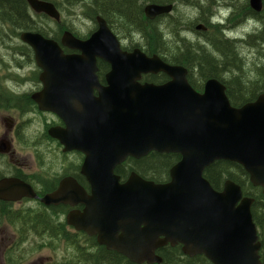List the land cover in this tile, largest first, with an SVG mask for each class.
I'll list each match as a JSON object with an SVG mask.
<instances>
[{"label":"water","instance_id":"water-1","mask_svg":"<svg viewBox=\"0 0 264 264\" xmlns=\"http://www.w3.org/2000/svg\"><path fill=\"white\" fill-rule=\"evenodd\" d=\"M25 1L34 13L60 21L51 3ZM249 5L254 12L262 10V0ZM171 9L148 6L145 15L153 19ZM96 21L97 30L86 40L64 34L61 45L78 52L73 55L62 54L57 42L40 34L20 36L42 70L40 108L66 125L51 135L65 151L84 154L82 174L91 186L87 196L75 182L63 183L40 203L81 205L82 212L67 215V225L133 264H160L155 251L166 245H180L185 256L203 255L211 264H260L253 200L230 181L215 191L203 172L216 161L238 164L264 196V95L235 109L216 80L207 81L198 94L184 68L139 50L122 51L105 22ZM98 60L109 66L106 87L98 82ZM158 73L170 80L159 86L139 83L143 75ZM152 152L180 156L169 182L155 184L134 173L119 182L117 166ZM22 198L36 195L23 183L0 181V200Z\"/></svg>","mask_w":264,"mask_h":264},{"label":"trees","instance_id":"trees-1","mask_svg":"<svg viewBox=\"0 0 264 264\" xmlns=\"http://www.w3.org/2000/svg\"><path fill=\"white\" fill-rule=\"evenodd\" d=\"M42 1L56 4L55 0ZM182 1L166 0L163 3L177 5ZM203 1L207 4L199 6V9L204 16L210 15L216 5L215 1ZM67 2V5H58L57 8L70 12L72 8L81 6V9L87 11L88 18L93 23L96 17H100L107 22L114 33L115 25L118 24L121 31L131 32V35L137 36L135 39L142 43L147 56L156 55L167 64L184 67L188 72L187 78L195 89H201L202 83L206 80L216 79L226 87V96L232 106L246 104L259 95H264V10L257 14L247 5L241 10L234 8L225 22L235 25L240 22V19H244L245 15H250L257 19L256 22L260 27L253 34L240 37L236 35L228 39L222 33L221 26H212L208 18L203 15H197L192 21L185 20L183 16H180L178 20H174L172 15L166 16L159 23V29L158 24L153 25L143 13L145 5L158 4V0H67ZM23 4L20 0L15 3L0 0L1 27L8 31L35 32L44 38L58 42L57 32L50 35L36 24L37 19L41 18L43 19V21L40 19L41 24L43 28H46L50 20L43 15H35L36 19H32L28 6L25 11ZM175 10L174 6L173 11ZM197 24H203L208 32L197 34L195 32ZM235 27L236 25L230 28L233 30ZM73 34L79 39H86L89 36H80L76 32ZM239 51L247 53L244 55L248 57L249 65L245 64L247 61L240 57ZM252 58L255 60L253 61ZM107 68L106 64L98 62V78H103ZM245 68L249 69L248 73L245 72ZM144 80L153 84L162 83L166 80V76L148 75L144 77ZM178 160L177 155L150 153L138 161L129 159L126 168L127 172L132 171L144 179L149 178L148 180L155 183H162L168 179L169 169ZM204 178L216 191H220L224 182L229 180L240 186L245 197L253 199L251 214L258 228L261 244L260 263L264 264V196L261 189L251 186L248 175L240 166L226 161H217L206 168ZM5 209L0 206V214L5 213V216ZM61 212L57 208L38 204L37 207H28L20 212L7 213L10 224L16 229L17 240L15 246L6 253V264L22 263L24 256L20 250L23 244L29 243L28 239H32V244H29L25 251L26 255L44 249L56 253L60 251L61 258L53 264H131L124 257L98 246L95 238L73 232L59 218ZM158 254L162 258L161 264H210L202 256L193 258L184 256L180 246L174 248L167 246L159 250Z\"/></svg>","mask_w":264,"mask_h":264},{"label":"flooded vegetation","instance_id":"flooded-vegetation-1","mask_svg":"<svg viewBox=\"0 0 264 264\" xmlns=\"http://www.w3.org/2000/svg\"><path fill=\"white\" fill-rule=\"evenodd\" d=\"M7 1L9 3H15L19 0ZM20 1L24 3L23 5H25L24 7L27 9L25 0ZM165 1L166 0H159L158 4L150 5L168 6L163 3ZM233 1L229 0L231 5ZM243 2L242 6H238L239 8L242 9L246 5L249 7L248 0H243ZM55 3L54 5L56 8L58 5L68 4L67 0H55ZM170 6H172L173 13L175 4ZM57 9L59 13L63 12L59 8ZM144 9L143 13L145 14ZM28 11L30 17L36 19V16L29 8ZM168 15L146 19L156 26ZM251 17L250 15L244 16L243 21H245V24L251 20L256 22L257 19L255 17L251 19ZM40 19H37L38 22H36L39 26H41ZM209 20L208 18V21ZM54 23L59 38L58 44H60V40L64 33L69 32L74 35L73 31L65 25L63 19L62 21L60 20V22L54 21ZM209 23L212 26H221L222 33L227 37L229 24L226 25V22L221 21H210ZM256 23L259 24L258 22ZM115 26V28H118L115 29V33L109 26L108 27L115 35L122 51L132 53L135 50H139L141 53L145 54L142 43L135 39V37L131 35V32L121 31V27L118 26V24ZM96 27L95 22L93 23V28L90 29L86 35L90 36V34L96 30ZM259 27L260 25L258 28ZM158 28L160 29V27ZM195 32L198 34L207 33L208 31ZM23 33L27 32L19 30L8 31L3 29L0 25V181L14 180L23 183L29 186L37 197L36 199L23 198L17 202H5L0 200V206L6 208V215L4 216L5 213L2 212L0 214V229H5L10 224L7 213H16L23 211L27 207H37L38 204L42 205L39 200L46 195L58 192L63 183L75 182L87 196H90L91 193V186L87 178L82 174L84 154L75 150L65 151V147L60 141L51 135V133L56 130L57 132L65 131L66 125L55 113L43 111L40 108L39 101L42 100L44 90L43 81L41 79L42 70L35 63L32 49L22 43L20 36ZM61 50L64 55L78 54V52L68 50L62 46ZM108 71L109 67L104 73L103 78H98L101 87L107 86L105 75ZM168 81L169 80L166 78L164 82L154 83V85H162ZM140 83H146L143 77ZM204 83L205 82L202 83L203 86ZM194 90L198 93H202L203 91V89L195 88ZM93 94L97 96L98 92L94 91ZM256 98L248 103L254 102ZM241 106L240 104H236V106L233 107L238 108ZM129 159L138 161L134 158H127L114 169V174L119 177L120 183H124L130 174L134 173L132 171L127 172L126 164ZM65 196L73 197V195L69 194ZM53 208L62 211L59 218L64 222L69 213L82 212L83 210L81 205L73 207L68 204H60ZM69 228L73 230L72 227ZM164 248L165 247L158 249L157 254L159 250Z\"/></svg>","mask_w":264,"mask_h":264},{"label":"rangeland","instance_id":"rangeland-1","mask_svg":"<svg viewBox=\"0 0 264 264\" xmlns=\"http://www.w3.org/2000/svg\"><path fill=\"white\" fill-rule=\"evenodd\" d=\"M184 1V0H183ZM179 2L177 5L175 4L176 10L172 13V16H174V20H178L180 16H183L185 20H191L196 17L197 15H203L201 13V9H199V6L206 5L207 2L203 0H187L186 2ZM215 1V7L211 10L210 15H203L205 18H209V22H215L220 20L221 22H225L226 19H228L231 15L232 10L238 6L243 5V0H232L233 4L229 2V0H213ZM190 2V3H189ZM194 2V3H193ZM181 3V4H180ZM188 4V5H187ZM187 5V6H186ZM234 6V7H233ZM233 7V8H232ZM82 7H74L68 12L66 9H63V12H60L61 18L65 22V25L68 26L73 32H76L80 35H86L87 32H89L90 29L93 28V22L88 18L87 11L81 9ZM241 9V8H239ZM168 16H171L168 15ZM43 21V19H41ZM244 19H240L236 25V27L231 30V26L229 24V28L227 29V37L228 38H233V36L238 35L240 36H245L249 34H253V32L258 28L259 24L254 22L253 20L249 21L248 23L245 24ZM160 25V24H159ZM157 25L158 27H160ZM226 25L228 23L226 22ZM238 25V26H237ZM41 27L43 30H45L48 34L54 35L55 32H57V28L55 26V23L50 21L46 28H43V25L41 24ZM118 29V28H115ZM137 37V36H135ZM195 40V38H193ZM240 57L244 60L247 61L245 64L249 65L248 57L246 58L245 55L247 53L245 51L241 52L239 51ZM245 54V55H244ZM252 55L250 56V58ZM249 58V59H250ZM254 61L255 58H252ZM250 68V66H248ZM249 69L245 68V72L248 73ZM16 233L15 231L7 226L5 229H0V264H5L4 261V251L12 245V243L15 242L16 240ZM30 240L29 243H25L22 245L20 253L23 254L24 260L21 264H53L57 262L61 258V252L58 251L53 252L51 250L44 249L42 251L36 252V253H30V254H25V251L28 249L29 244H32V239ZM27 241V240H26ZM17 249V248H16ZM15 249V250H16ZM18 256V254H16Z\"/></svg>","mask_w":264,"mask_h":264},{"label":"bare ground","instance_id":"bare-ground-1","mask_svg":"<svg viewBox=\"0 0 264 264\" xmlns=\"http://www.w3.org/2000/svg\"><path fill=\"white\" fill-rule=\"evenodd\" d=\"M57 1V0H56ZM64 1V0H63ZM159 1V0H158ZM12 2V1H11ZM83 2V1H82ZM190 3V2H189ZM18 4V3H17ZM181 4V3H180ZM70 5V4H69ZM188 5V4H187ZM186 5V6H187ZM72 7V6H71ZM68 8V7H67ZM25 10H26V8H25ZM240 16V15H239ZM25 17V16H24ZM177 28V27H176ZM260 31V30H259ZM175 33V32H174ZM195 35V34H194ZM259 42V41H258ZM208 43V42H207ZM230 46V45H229ZM258 46V45H257Z\"/></svg>","mask_w":264,"mask_h":264}]
</instances>
